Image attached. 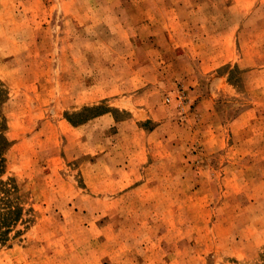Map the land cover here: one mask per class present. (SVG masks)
Segmentation results:
<instances>
[{"label": "rangeland", "instance_id": "1", "mask_svg": "<svg viewBox=\"0 0 264 264\" xmlns=\"http://www.w3.org/2000/svg\"><path fill=\"white\" fill-rule=\"evenodd\" d=\"M154 28L196 57L158 133ZM0 113V264H264V0H0Z\"/></svg>", "mask_w": 264, "mask_h": 264}, {"label": "crops", "instance_id": "2", "mask_svg": "<svg viewBox=\"0 0 264 264\" xmlns=\"http://www.w3.org/2000/svg\"><path fill=\"white\" fill-rule=\"evenodd\" d=\"M181 39V38H180ZM183 46V47H182ZM187 47L186 49L184 47ZM183 48V51L181 50ZM193 54L190 53L189 44H181L177 42L176 38L171 34L164 31L158 32L154 28V133L161 132L163 130V123L166 122V119H169L172 115L178 117L180 113H192L187 107L180 109L177 107V103L174 97H172L171 103L165 102L167 96H172L174 93L171 92L175 89V75L173 68H176L175 63H179V60L186 59L191 61L196 59L192 57ZM196 56V55H194ZM176 59V61H174ZM197 62V70L199 76L207 74L215 70L218 66L213 64H208L203 57H199ZM217 66V67H216ZM189 69V68H187ZM193 70H189L192 78H195L196 72L193 73ZM181 76L180 73H178ZM226 80L225 78L222 79ZM229 88V85L225 83L222 85V89L225 91ZM219 95V92H216ZM217 95L213 96H204L202 99H199L194 102V112L193 113H211L214 110V100ZM249 114V113H246ZM244 116V115H243ZM168 179L172 176L166 175ZM173 178V177H172Z\"/></svg>", "mask_w": 264, "mask_h": 264}, {"label": "trees", "instance_id": "3", "mask_svg": "<svg viewBox=\"0 0 264 264\" xmlns=\"http://www.w3.org/2000/svg\"><path fill=\"white\" fill-rule=\"evenodd\" d=\"M8 130L7 118L0 113V177L6 173L5 154L11 146L6 137ZM15 178L0 181V245L10 241L14 228L22 221L23 207L19 203L21 187Z\"/></svg>", "mask_w": 264, "mask_h": 264}]
</instances>
